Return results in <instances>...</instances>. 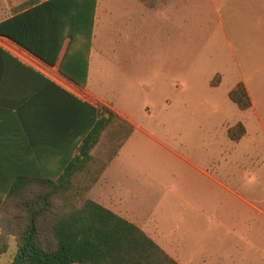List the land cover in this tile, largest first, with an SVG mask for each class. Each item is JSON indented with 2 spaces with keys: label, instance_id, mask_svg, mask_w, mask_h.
<instances>
[{
  "label": "crops",
  "instance_id": "crops-1",
  "mask_svg": "<svg viewBox=\"0 0 264 264\" xmlns=\"http://www.w3.org/2000/svg\"><path fill=\"white\" fill-rule=\"evenodd\" d=\"M47 1L0 0V23ZM151 1L97 0L86 87L59 70L70 39H66L56 65L50 66L0 36L6 44L0 43V47L9 53L0 72V170L59 179L69 160L80 156L83 139L67 136L72 125L60 124L56 133L43 127L47 104L66 117L76 116L79 109L85 111L56 89L48 91L40 78L48 79L81 103L109 108L119 123L133 128L112 156L105 150L98 153L94 147L90 162L74 175L72 185L85 187L87 199L136 224L179 264H248L251 254H264V241L257 243L264 239V0H198L197 6L199 23L213 29L203 43L206 50H211L213 43L215 53L214 59L209 58L215 68L209 76V89L215 92L227 85L226 106L236 111L237 118L226 126L242 125V135L231 141L244 145L246 162L223 168L212 159L205 167L172 171L127 166L126 149L142 127L102 90L111 26L119 21L131 30L144 14L164 9L174 14L175 0ZM194 20L188 22L193 25ZM242 86L251 103L247 109L230 99V93ZM148 174L151 182L139 183L140 175ZM79 177H83L81 182Z\"/></svg>",
  "mask_w": 264,
  "mask_h": 264
},
{
  "label": "rangeland",
  "instance_id": "rangeland-1",
  "mask_svg": "<svg viewBox=\"0 0 264 264\" xmlns=\"http://www.w3.org/2000/svg\"><path fill=\"white\" fill-rule=\"evenodd\" d=\"M175 1L174 14L170 9L144 14L131 30L118 21L106 37L110 44L105 47L106 80L102 90L107 99L142 127L126 149L125 161L127 166L146 171L205 167L212 159L218 160L220 167H236L247 160L244 145L231 141L242 135V125L226 126L237 118L236 111L226 106L227 85L215 92L209 89V76L215 70L209 58L214 59L215 53L213 43L211 50H206L203 43L213 29H207L205 22L199 23L198 0ZM192 17L193 25L188 22ZM124 27L128 29L126 38ZM218 79L215 78L214 84ZM128 130V125L114 121L97 145L98 153L105 150L112 156ZM150 177L140 175L139 183L151 182ZM79 178L81 182L83 177ZM244 179L246 182L245 176ZM43 192L44 189L35 187L25 197L8 200L3 205L0 249L6 250H0V264H10L17 251L19 234L27 221L21 203L32 201ZM86 193L85 187L73 184L69 195L81 205L87 199ZM60 200H54L53 210L57 213L61 211ZM263 241L260 238L257 243ZM248 264H264V254H251Z\"/></svg>",
  "mask_w": 264,
  "mask_h": 264
},
{
  "label": "trees",
  "instance_id": "trees-1",
  "mask_svg": "<svg viewBox=\"0 0 264 264\" xmlns=\"http://www.w3.org/2000/svg\"><path fill=\"white\" fill-rule=\"evenodd\" d=\"M96 7L97 0H49L1 22L0 36L50 66L56 65L66 39H70L59 70L72 82L86 87ZM8 55L0 47V72L9 60ZM40 79L48 91L56 89L88 113L79 109L76 116L66 117L55 106H44L43 127L56 133L55 127L67 123L73 126V129L69 126L67 136L77 137L78 141L83 139L80 156L69 160L59 179L25 175L15 169L10 173L0 170V211L6 201L21 199L35 187L44 189L34 200L21 203L27 221L10 264H179L136 224L91 199L81 205L72 200L69 193L74 175L85 169L92 159V149L99 144L105 130L119 119L109 108L81 103L50 80ZM239 89L230 93V99L247 109L251 103L244 87ZM120 124L124 123L120 121ZM132 132L129 126L122 143ZM55 198L62 201L58 213L53 210ZM0 250L5 252L6 248Z\"/></svg>",
  "mask_w": 264,
  "mask_h": 264
},
{
  "label": "built area",
  "instance_id": "built-area-1",
  "mask_svg": "<svg viewBox=\"0 0 264 264\" xmlns=\"http://www.w3.org/2000/svg\"><path fill=\"white\" fill-rule=\"evenodd\" d=\"M0 41H1V40H0ZM0 43H1V45H4L3 47L6 46L5 42L1 41Z\"/></svg>",
  "mask_w": 264,
  "mask_h": 264
}]
</instances>
